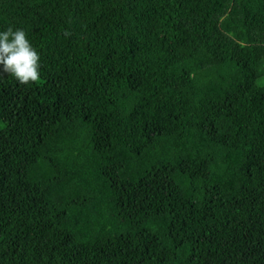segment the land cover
Segmentation results:
<instances>
[{
  "label": "trees",
  "instance_id": "obj_1",
  "mask_svg": "<svg viewBox=\"0 0 264 264\" xmlns=\"http://www.w3.org/2000/svg\"><path fill=\"white\" fill-rule=\"evenodd\" d=\"M41 78L0 74V264H264V0H0Z\"/></svg>",
  "mask_w": 264,
  "mask_h": 264
},
{
  "label": "clouds",
  "instance_id": "obj_2",
  "mask_svg": "<svg viewBox=\"0 0 264 264\" xmlns=\"http://www.w3.org/2000/svg\"><path fill=\"white\" fill-rule=\"evenodd\" d=\"M40 55L22 28L0 31V74H8L21 85L41 78Z\"/></svg>",
  "mask_w": 264,
  "mask_h": 264
},
{
  "label": "rangeland",
  "instance_id": "obj_3",
  "mask_svg": "<svg viewBox=\"0 0 264 264\" xmlns=\"http://www.w3.org/2000/svg\"><path fill=\"white\" fill-rule=\"evenodd\" d=\"M5 125L4 121L0 119V127H3Z\"/></svg>",
  "mask_w": 264,
  "mask_h": 264
}]
</instances>
